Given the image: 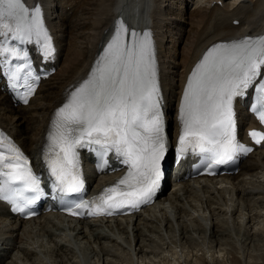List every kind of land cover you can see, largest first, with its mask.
Returning a JSON list of instances; mask_svg holds the SVG:
<instances>
[{"label":"bare ground","instance_id":"1","mask_svg":"<svg viewBox=\"0 0 264 264\" xmlns=\"http://www.w3.org/2000/svg\"><path fill=\"white\" fill-rule=\"evenodd\" d=\"M27 1L31 4L33 0ZM34 1L33 8L40 4L44 7V20L60 48L61 66L42 86V96L27 107H14L0 92V126L23 145L37 164L51 119L66 103L69 93L88 78L97 49L107 42L103 37L116 15L125 19L138 15V23L150 24L144 11L152 0ZM175 1L157 0L155 4L165 8ZM222 1L225 11L203 9L211 0L177 1V7L183 9L197 6L192 9L189 22L182 11L181 17L189 24L185 42L191 39L192 47L185 52V43L180 58L177 47L182 40L174 35V29H163L166 24L143 28L157 37L158 43L167 39L165 45L158 46L156 57L166 97L163 112L171 147L176 141L171 129L174 125L178 129L177 124L182 122L181 110L174 113V101L197 52L214 40L264 37V0ZM171 7L163 16H180L181 12H172L175 5ZM156 18L153 9L150 19ZM26 123L28 129L23 127ZM124 171L123 168L98 178L87 170L90 189L96 191L120 179ZM183 178L184 175L177 176L179 182L171 185L173 190L165 196L160 193L150 209L115 221L90 219L79 225L47 216L18 224L8 218L5 207L0 205V236L8 239L0 244V264H151L154 258L161 259L162 264H218L220 258L228 260L235 253L233 246L242 264H249L254 256L252 249L264 245V147L243 162L237 175L187 181ZM164 185L168 187V181ZM7 233L11 237H6Z\"/></svg>","mask_w":264,"mask_h":264},{"label":"snow or ice","instance_id":"2","mask_svg":"<svg viewBox=\"0 0 264 264\" xmlns=\"http://www.w3.org/2000/svg\"><path fill=\"white\" fill-rule=\"evenodd\" d=\"M0 56L22 63L12 65L10 79L25 103L35 90L39 76H33L28 51L6 47L9 40L40 45L45 56L55 49L44 25L40 7L29 9L23 0H0ZM35 37V39H33ZM264 37H246L212 46L187 83L183 95L180 153L202 157V169L215 174L220 166L236 163L240 155L252 151L237 138L233 102L246 90L257 93L255 112L264 122ZM27 69V70H25ZM23 72V76L20 73ZM23 91H19V88ZM256 143L264 133H250ZM45 162L51 190L63 197L84 192L80 172V152L87 150L108 166L109 153L129 171L115 186L89 202H70L71 215L124 214L131 208L152 202L164 178L161 162L166 144L156 53L150 33H136L123 22L114 28L110 42L98 56L87 79L69 93L59 108L48 134ZM0 198L14 205L13 210L34 215V207L45 195L41 177L33 173L20 148L0 132Z\"/></svg>","mask_w":264,"mask_h":264},{"label":"rangeland","instance_id":"3","mask_svg":"<svg viewBox=\"0 0 264 264\" xmlns=\"http://www.w3.org/2000/svg\"><path fill=\"white\" fill-rule=\"evenodd\" d=\"M68 17H70V16H68ZM189 17H190V15H189ZM30 119L31 118H28L29 121H30ZM23 127L28 129L29 128L28 123L24 124ZM233 249H234L235 253L228 260H226V258L223 259V257L220 258V261L218 264H242L241 260L238 257H236L237 248L235 246H233ZM252 250H253L254 256L251 259L249 264H264V245H262L260 247L253 248ZM200 254H201V252H200ZM257 254H261V256H258ZM157 259L158 258H156V259L154 258V260H150L151 264L152 263L153 264H160V263L162 264V260L161 259L157 260ZM159 260H161V261H159ZM147 264H149V262H147ZM203 264H207V263H205V261H203Z\"/></svg>","mask_w":264,"mask_h":264}]
</instances>
